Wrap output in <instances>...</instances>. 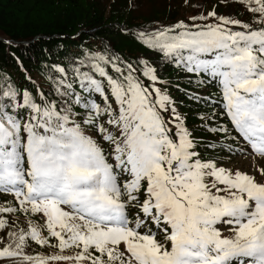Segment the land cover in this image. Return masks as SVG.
I'll return each instance as SVG.
<instances>
[{"label":"snow or ice","instance_id":"snow-or-ice-1","mask_svg":"<svg viewBox=\"0 0 264 264\" xmlns=\"http://www.w3.org/2000/svg\"><path fill=\"white\" fill-rule=\"evenodd\" d=\"M233 3L249 20L217 12ZM194 7L134 34L155 60L106 48L33 88L0 75V264H264V166L204 156L160 75L215 88L184 89L211 107L201 128L229 162L264 160V0Z\"/></svg>","mask_w":264,"mask_h":264},{"label":"trees","instance_id":"trees-1","mask_svg":"<svg viewBox=\"0 0 264 264\" xmlns=\"http://www.w3.org/2000/svg\"><path fill=\"white\" fill-rule=\"evenodd\" d=\"M216 0H0V75L7 74L21 87L33 88L25 79L31 76L37 84L44 83L47 66L65 62L80 51H110L126 60L156 57L134 38L142 29L170 25L179 19L197 15L195 4L205 14ZM193 9L192 13L187 11ZM219 14L232 13L249 20L243 6L233 3L221 5ZM200 21H197L199 23ZM160 75L180 89H171L182 113L188 116L187 126L200 140L202 154L207 157L221 155L218 150L227 148L229 141L222 135L218 139L201 128V114L208 115L211 107L199 105L184 95V89L199 92L207 97L215 88L195 89L183 79L177 78L172 69H161ZM182 102V103H181ZM10 195V194H9ZM12 197L0 194V203ZM36 252L45 251L33 245ZM48 251H51L49 249Z\"/></svg>","mask_w":264,"mask_h":264},{"label":"rangeland","instance_id":"rangeland-1","mask_svg":"<svg viewBox=\"0 0 264 264\" xmlns=\"http://www.w3.org/2000/svg\"><path fill=\"white\" fill-rule=\"evenodd\" d=\"M200 4L201 3H197L195 4V6H199ZM187 11L188 13L189 12L192 13L193 9L188 8ZM215 157H219L220 159H222L224 161V166L227 168H231L233 170L240 169L242 171H246L249 173H253L256 167L264 166V160H259V159L253 160L252 158H244V157H241L240 155H232L230 162H229L228 156L224 155L223 153ZM9 197H12V196L9 195Z\"/></svg>","mask_w":264,"mask_h":264}]
</instances>
